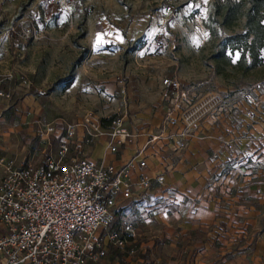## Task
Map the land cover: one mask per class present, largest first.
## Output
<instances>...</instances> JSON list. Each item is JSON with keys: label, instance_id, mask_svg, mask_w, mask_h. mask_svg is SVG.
Masks as SVG:
<instances>
[{"label": "rangeland", "instance_id": "obj_1", "mask_svg": "<svg viewBox=\"0 0 264 264\" xmlns=\"http://www.w3.org/2000/svg\"><path fill=\"white\" fill-rule=\"evenodd\" d=\"M214 1L72 0L58 11L45 0H0V158L56 152L64 127L75 141L110 149L103 136L87 135L85 119L113 117L108 128L130 136L111 154L126 142L142 146L111 168L126 173L113 195V231L131 225L135 245L173 264H264L255 253L264 239V102L256 119L238 103L243 88L264 83V47L262 62L247 70L238 52L226 51L229 64L219 58L223 38L242 31L244 19L232 30L217 26ZM46 124L55 131L46 134ZM196 153L206 190L199 200L163 183L182 157L190 171L187 158ZM154 159L158 170L144 175ZM134 161L140 180L133 184ZM202 200L215 218L190 226L187 213Z\"/></svg>", "mask_w": 264, "mask_h": 264}, {"label": "built area", "instance_id": "obj_2", "mask_svg": "<svg viewBox=\"0 0 264 264\" xmlns=\"http://www.w3.org/2000/svg\"><path fill=\"white\" fill-rule=\"evenodd\" d=\"M71 2L45 0L44 5L65 11ZM163 84L179 85L169 78ZM263 102L264 83L240 92L238 103L245 108H239L251 119ZM85 120L87 135L107 136L112 151L115 137L130 136L126 129L103 127L98 117ZM170 121L176 123V115ZM44 131L51 134L55 127L46 124ZM72 132L64 127L66 138L58 151L45 149L40 159L33 154L21 161L0 158V264H104L110 245L130 256L137 252L131 225L113 231V195L124 182L125 169L113 172L85 158L73 147ZM232 143L231 138L223 140L226 146Z\"/></svg>", "mask_w": 264, "mask_h": 264}, {"label": "crops", "instance_id": "obj_3", "mask_svg": "<svg viewBox=\"0 0 264 264\" xmlns=\"http://www.w3.org/2000/svg\"><path fill=\"white\" fill-rule=\"evenodd\" d=\"M242 111L245 112L244 110ZM101 138H106L109 142V138L107 136H103ZM226 139L229 138H225V140ZM114 140L115 141H113V143L119 141V137H115ZM233 143L230 146L224 145V147L232 148L236 142L234 144ZM106 145L100 143V144H96L95 147L93 148L92 146L87 145L86 142H79L77 140L76 141L74 140L73 147L76 149V151L78 150L79 152H81V154L88 160L97 163H101L102 160L105 163V165L107 166L110 165L109 167L111 168L120 167V165L124 164L126 161H128V159L131 158V156L134 155L133 154L134 152L141 151L142 149V146L139 143L126 142L124 143V146L121 149L120 153L111 154L110 152L112 151L111 148L110 149L107 148ZM146 150L150 151L152 149L149 146V148H147ZM73 151L74 150H72L71 153ZM72 154L75 153L73 152ZM216 156L217 153H214V157ZM98 158L100 159L98 160ZM199 159L200 158L197 153L187 158V160H189L187 161V164H190L192 166L190 168L191 170L188 171L186 169H188L189 167L185 168L184 164L186 162L184 161L185 160L184 157H182L181 160L178 161L179 163L177 164L175 171H171L163 176V183L170 187L177 188L178 193L182 196L185 195L191 199L197 198L196 200H199L201 196H204L206 191L205 187H203L201 184L203 179L200 177L201 172H199V163H200ZM154 163L155 164L159 163V160L157 159H154V161L146 160L147 166L142 167L141 172L145 175V174H150V172L158 170V165L154 166ZM132 166L133 167L130 168L129 172H130V181L133 182L134 184L139 182L140 175H137L136 172H134V170L139 171L136 161L133 162ZM148 167H150L149 170ZM192 207L193 208L191 213L190 212L187 213L188 215L187 218H190L189 220L191 221V223L189 224L190 226L199 227L201 225L203 226L208 223H211L214 220L215 211L213 209V206L210 205L209 203H206L204 200H202L201 202H195V204L193 203ZM133 240L134 242H136V237H134ZM109 247L111 250H115V249L118 250L120 252V255L119 258L116 257L114 258V256H112V254L110 253L111 250H109L107 257H105L104 259V264H173L170 258H167L165 256L162 257L154 256L152 249H148V247L144 244L142 245L140 244L139 247L137 246L138 247L137 252L131 256L127 255L125 249L122 247H117L112 245H110ZM256 247H257L255 252L256 256L264 258V239L258 241Z\"/></svg>", "mask_w": 264, "mask_h": 264}, {"label": "trees", "instance_id": "obj_4", "mask_svg": "<svg viewBox=\"0 0 264 264\" xmlns=\"http://www.w3.org/2000/svg\"><path fill=\"white\" fill-rule=\"evenodd\" d=\"M213 7L212 20L221 28L232 30L241 18L244 19L242 31H233L223 38L218 57L229 64L230 55L238 52L236 63L241 69L259 65L264 47V0H215ZM210 30L215 32V27H210ZM113 121V117L100 119L105 128L111 126Z\"/></svg>", "mask_w": 264, "mask_h": 264}]
</instances>
